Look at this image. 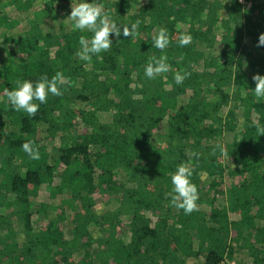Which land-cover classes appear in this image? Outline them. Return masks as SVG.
<instances>
[{"label":"trees","instance_id":"16d2710c","mask_svg":"<svg viewBox=\"0 0 264 264\" xmlns=\"http://www.w3.org/2000/svg\"><path fill=\"white\" fill-rule=\"evenodd\" d=\"M100 2L141 24L88 63L76 52L91 33L72 31L71 0H0V264H264V135L252 126L264 124L252 92L264 0ZM161 27L164 53L151 42ZM184 33L193 41L180 48ZM162 54L171 70L150 81L143 68ZM181 69L191 76L177 86ZM57 73L64 94L35 117L6 103L17 80ZM180 163L199 190L190 215L167 196Z\"/></svg>","mask_w":264,"mask_h":264},{"label":"clouds","instance_id":"9594fccd","mask_svg":"<svg viewBox=\"0 0 264 264\" xmlns=\"http://www.w3.org/2000/svg\"><path fill=\"white\" fill-rule=\"evenodd\" d=\"M71 11L68 19L72 22L73 32L91 33L90 38L81 35L79 38V49L76 56L80 61L92 62L93 57L100 58L101 54L109 52L113 45L115 37L118 41L121 36L133 39L138 35V28L141 21L137 19L135 23L124 25L118 23L109 12L105 11L104 5L100 0H71ZM193 37L189 33L181 34L178 46L184 48L190 45ZM152 48L164 53L170 46L171 39L167 28L161 27L151 39ZM258 46H264V34L259 37ZM171 65L168 63L166 54L158 58L151 57L149 63L144 68V75L148 80H155L161 74L168 73ZM191 76V72L181 69L174 73L173 79L177 86L184 84V81ZM255 88L252 90L257 100H264V76L255 75L253 77ZM63 77L57 73L51 79L43 75L36 80H17L15 87L7 91V101L11 109L16 112H23L28 117H35L40 110L41 105L48 103L49 96L60 97L63 92ZM258 136L264 135V124L253 121ZM24 153L30 160L36 161L41 158V153L32 141H27L21 145ZM219 150L222 154L224 148L217 144L213 148V153ZM192 156L196 160L200 159V154L193 152ZM194 169L188 164L180 163L171 174V191L167 194L170 198L169 206L177 210H183L185 215H190L198 211L197 201L199 200V190L196 184L192 182Z\"/></svg>","mask_w":264,"mask_h":264},{"label":"rangeland","instance_id":"374dc122","mask_svg":"<svg viewBox=\"0 0 264 264\" xmlns=\"http://www.w3.org/2000/svg\"><path fill=\"white\" fill-rule=\"evenodd\" d=\"M242 1H245L247 2V5L250 7L251 4L253 3V0H242ZM204 50V49H203ZM207 54H209V51H205ZM228 179V178H227ZM45 189V188H44ZM47 194H44L40 197V199L38 201L40 202H44L46 199H47ZM117 204H116V201H111L109 204H108V207L110 209H114L116 208ZM236 260H238V263L235 262L233 264H239V262H250L249 264H251V261L248 257L244 256L243 254H237L236 255Z\"/></svg>","mask_w":264,"mask_h":264},{"label":"built area","instance_id":"2783aa9c","mask_svg":"<svg viewBox=\"0 0 264 264\" xmlns=\"http://www.w3.org/2000/svg\"><path fill=\"white\" fill-rule=\"evenodd\" d=\"M241 2L243 3L244 1L241 0Z\"/></svg>","mask_w":264,"mask_h":264}]
</instances>
